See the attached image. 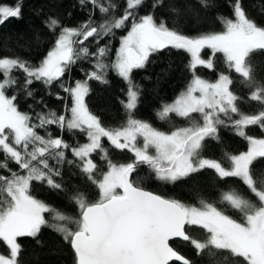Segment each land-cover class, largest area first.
<instances>
[{
	"label": "snow or ice",
	"instance_id": "obj_1",
	"mask_svg": "<svg viewBox=\"0 0 264 264\" xmlns=\"http://www.w3.org/2000/svg\"><path fill=\"white\" fill-rule=\"evenodd\" d=\"M197 2L205 11L215 7L214 0ZM78 3L88 12L79 26H66L52 14L45 17L52 43L38 61L19 54L0 55V169L7 173L0 174V242L9 250L7 255L0 253V264H21L18 238H36L42 227L61 235L74 264H195L175 250L170 242L176 240L191 247L201 264H264V167L256 164H264V139L246 132L253 125L264 129V75L258 78L255 63L264 56V23L248 14L244 0H229L234 18L216 14L222 31L189 36L155 14L158 8L167 9L171 19L179 20L193 11L189 4L181 8L176 0H152L148 14H141L146 0ZM258 11L264 15V5ZM22 17L23 0L12 6L0 4V29ZM118 33H123L119 47L109 60ZM35 39L42 40L39 35ZM92 44L96 47L90 51ZM205 49L210 50L207 59L202 57ZM165 50L188 54L186 67L191 73L185 89L157 110V118L167 122L169 131L134 114L140 86L133 71L145 68ZM217 53L222 54L227 73L220 72L210 82L197 69L214 70ZM78 61H88L93 70L86 73L87 79L70 82ZM109 70L127 83V102L120 101L125 119L118 126L105 125L85 102L88 81L107 84ZM234 79L250 90L249 100L260 105L257 112L241 110L240 103L246 101L232 90ZM37 82L62 90L65 95L56 94L64 101L61 113L48 110L33 116L19 109L18 91L33 97ZM52 126L59 135H52ZM221 127L231 128L249 145L237 155L225 152L227 165L204 156L206 140L218 141ZM65 132L72 137L79 134L86 142L77 139L70 144ZM110 149L130 153V161L114 162ZM97 158L106 170L98 171ZM65 166L78 170L95 189L91 200L79 188L68 195L76 216L49 206L33 191V182H38L67 192L55 179L62 177ZM142 166L166 184L211 170L217 181L216 198L198 196L194 205L154 194L141 186ZM235 181L242 187H231Z\"/></svg>",
	"mask_w": 264,
	"mask_h": 264
},
{
	"label": "trees",
	"instance_id": "obj_2",
	"mask_svg": "<svg viewBox=\"0 0 264 264\" xmlns=\"http://www.w3.org/2000/svg\"><path fill=\"white\" fill-rule=\"evenodd\" d=\"M17 0H0V4L12 6ZM120 3L123 0H119ZM167 2V0H166ZM181 8L185 4L191 5L193 11L188 12L179 20L171 19V13L167 10L156 9L157 16L164 17L169 26H178V29L186 35L195 36L207 32H220L223 29L222 24L216 20V14L234 18L232 11L229 8V0H214L215 7L208 11L202 9L197 0H176ZM152 0H146L145 6L141 9V14L151 12ZM264 5V0H244V6L248 14L253 17L257 23H264V15L258 11L260 6ZM195 13V14H194ZM49 14L58 16L66 26H79L82 22L88 19L87 10H82L78 0H23V17L22 19H12L2 29H0V55L19 54L29 58L31 61H38L47 51L52 43V37L44 27L45 17ZM123 33H118L115 40L111 44L112 55L109 60L114 59L115 50L119 45V37ZM39 35L42 40L37 41L35 36ZM103 44L104 41H101ZM95 44H92L90 51L95 49ZM210 50L205 49L202 52V57L209 58ZM190 56L176 50H165L164 54L152 58L145 68L133 71V79L140 86V100L135 111V116L150 122L154 127L160 130L169 131V125L165 121L157 118V110L164 103L172 102L182 90L185 89L188 81L191 79V73L187 69ZM256 74L259 77L264 75V56L256 58ZM214 70L198 67L197 74L210 82H215L218 79L220 72L227 73L226 66L222 59V54L217 53L214 58ZM92 64L88 61H78L77 65L73 66L70 82L76 80L87 79L86 73L92 71ZM163 70V71H162ZM23 79L22 74L20 76ZM108 83L104 84L100 81L89 80V94L85 97V102L88 104L89 110L93 114L98 115L105 125L118 126L125 119L124 108L120 101L127 102V83L119 77L114 71L109 70L107 75ZM234 93L242 98L240 107L246 113H255L259 110L260 105L257 102L250 101V90L243 85L234 83L231 86ZM34 90L33 97L25 98L22 91L17 93V103L19 109L28 112L30 115H35L39 111H55L58 114L63 111L64 101L56 99V94L65 95L61 89L55 85L49 89L39 82L32 86ZM11 95V91L9 92ZM71 101L69 100V104ZM46 104L47 108L43 105ZM235 118V117H234ZM176 123L183 124L179 118H175ZM52 135H59V130L54 126L51 127ZM248 135L254 138L264 136V129L259 126H249L246 129ZM41 134H44L41 130ZM64 139L68 143H74L79 140L81 143L86 142V138L77 134L72 137L67 132L63 134ZM220 139L206 140V148L204 156L210 159H216L227 165V160L224 159V153L233 155L240 154L248 148V142L238 136L231 128L221 127L219 129ZM105 145L108 146L105 141ZM110 155L114 162L126 163L131 159V154L120 152L119 150L110 149ZM0 159H3V154H0ZM98 171L106 170L104 162L97 158ZM260 167V161L256 162ZM13 169L14 164H9ZM255 166V165H254ZM0 174L7 175L4 170L0 169ZM136 175V174H134ZM141 177V186L146 190L166 198L180 200L186 204L198 205V196H202L209 200L216 198L217 181L211 174V170L202 171L197 176L188 181H178L176 184H166L155 179L154 174L147 168L142 166L139 169ZM57 182H61L63 187L68 191L52 189L46 184L34 183V194L36 198L51 207H54L62 212L76 216V206L70 203L67 199L68 195L72 194L77 188L88 192L89 199H94L95 189L85 181L84 177L79 174L78 170L70 169L65 166L62 177L55 178ZM231 187L241 188L239 181H235ZM234 218L239 220V216L235 213H229ZM45 218L51 221V215L45 213ZM74 227V225H73ZM199 238H203L202 236ZM18 242L22 246L20 256L18 257L21 264H74L71 249L63 241L61 235L51 228L42 227L41 232L36 238L21 237ZM172 246L180 254L194 261L195 264H201L194 250L179 240L170 242ZM8 249L3 242H0V253L8 254ZM222 264L226 262L222 261Z\"/></svg>",
	"mask_w": 264,
	"mask_h": 264
},
{
	"label": "rangeland",
	"instance_id": "obj_3",
	"mask_svg": "<svg viewBox=\"0 0 264 264\" xmlns=\"http://www.w3.org/2000/svg\"><path fill=\"white\" fill-rule=\"evenodd\" d=\"M118 47H119V45H118ZM173 102V101H172ZM171 103V102H170ZM257 139H264V136H262V137H260V138H257ZM248 147H249V145H248ZM248 150V148L245 150V151H247ZM151 151V150H150ZM244 151V152H245Z\"/></svg>",
	"mask_w": 264,
	"mask_h": 264
},
{
	"label": "water",
	"instance_id": "obj_4",
	"mask_svg": "<svg viewBox=\"0 0 264 264\" xmlns=\"http://www.w3.org/2000/svg\"><path fill=\"white\" fill-rule=\"evenodd\" d=\"M155 194V193H154Z\"/></svg>",
	"mask_w": 264,
	"mask_h": 264
}]
</instances>
